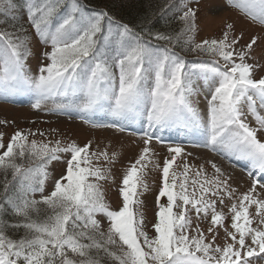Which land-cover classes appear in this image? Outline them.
<instances>
[{
    "label": "snow or ice",
    "instance_id": "obj_1",
    "mask_svg": "<svg viewBox=\"0 0 264 264\" xmlns=\"http://www.w3.org/2000/svg\"><path fill=\"white\" fill-rule=\"evenodd\" d=\"M199 2L169 0L161 14L169 8L179 12L181 27L154 32L144 26L148 18L137 31L82 0H0V99L31 93L36 110L46 101L55 105L50 115L119 131L124 130L120 121L146 120L149 128L121 181L118 210L103 188L119 158L109 152L111 145L93 149L91 141L81 146L74 140H37L48 134L31 129L15 131L5 145L0 133V264L264 262V142L257 138L264 131L259 111L264 110V76L255 77L264 65L250 62L261 38L244 42L243 31L236 34L227 23L221 37L198 42L199 8L192 5ZM228 3L264 25V0ZM35 43L43 50L33 74L29 59L36 56ZM201 82L210 94L204 116L193 99ZM104 111L113 124L91 119ZM179 126L202 129L203 147L248 161V189L239 193L214 161L189 164L192 154L181 146H169L161 165L151 130ZM62 160L65 173L45 194L49 166ZM149 168L161 177L153 235L140 199L149 191ZM98 217L106 220V230Z\"/></svg>",
    "mask_w": 264,
    "mask_h": 264
},
{
    "label": "rangeland",
    "instance_id": "obj_2",
    "mask_svg": "<svg viewBox=\"0 0 264 264\" xmlns=\"http://www.w3.org/2000/svg\"><path fill=\"white\" fill-rule=\"evenodd\" d=\"M198 24L199 32L197 38L203 40L205 38H219L225 30L227 23H232L235 28V33L239 34L241 31L244 33V42L249 41L252 37H260L258 40L259 46H254L255 62L258 65H264V25L258 22H253L242 14L239 9L232 7L228 0H200L198 5ZM2 23V21H0ZM35 40V37H33ZM43 46L35 43L33 51L36 56L29 59V64L33 74H36L37 65L41 63L38 60L40 51ZM50 47L47 51H50ZM43 63H48L43 61ZM264 76V67L258 66L255 71V77L260 78ZM200 95L194 97L195 106L204 116L207 110L208 100L206 96L210 94L208 86L201 82ZM15 95L9 97L7 100L0 99V122L6 121L7 123H0V133H3V143L7 145L10 136L17 130L31 129L33 132L42 131L47 133L45 137L36 136L37 140L55 141L63 139L64 141L74 140L79 145L83 146L89 141L92 142L93 149L97 146L104 147L111 145L109 152L115 151L119 153V158L114 165H112V173L108 181L103 182V188L107 201L112 206L113 210H118L122 206V199L120 197L119 188L121 181L126 172V169L138 157L140 150L144 147L142 137L145 133L149 132L146 120H137L135 122L120 121L119 124L124 128L119 131L117 127H95L89 123H85L79 117H69L66 115H50L49 109L54 108L55 105L51 101H46L42 110H36L32 105L36 102L37 97L34 94H23V98L18 100L14 98ZM261 115H264V110H259ZM104 117L105 122L108 124L114 123V118L108 111L97 113ZM95 114V115H97ZM94 116V115H93ZM94 120V119H92ZM97 124L99 121L94 120ZM246 122L255 128L256 122L251 115L246 116ZM101 125V124H100ZM55 130V132H53ZM153 136L151 147L157 154V158L161 161L169 155V146H181L184 148L185 153L192 155L187 157L189 164L201 165L206 161L216 162L226 174L231 176L232 187L237 189L239 193L245 192L251 185L248 171L250 163L243 159L232 158L228 159L208 148L203 147L206 140V134L202 129H186L182 126L171 128H154L151 130ZM257 138L264 142V131L257 132ZM31 139V138H30ZM182 140H190L182 141ZM2 151V150H0ZM182 163L181 160L177 161V165ZM209 176L212 174L210 165H206ZM50 177L45 185V194L52 190L53 181L59 179L66 170V163L62 161H54L49 166ZM177 172H182V167H174ZM149 191L144 193L140 199L144 201L142 210L145 213L146 224L149 226V235L154 233L151 231V225L156 222V197L161 186L160 173L153 171L149 168L148 175L145 177ZM39 199V195L36 197ZM162 203L166 202V198L161 200ZM225 211H227L225 209ZM107 228V222L103 217H98ZM230 222V217H229ZM206 227V225H202ZM217 243H223L218 240ZM264 264V262H262Z\"/></svg>",
    "mask_w": 264,
    "mask_h": 264
},
{
    "label": "trees",
    "instance_id": "obj_3",
    "mask_svg": "<svg viewBox=\"0 0 264 264\" xmlns=\"http://www.w3.org/2000/svg\"><path fill=\"white\" fill-rule=\"evenodd\" d=\"M171 2L175 5L181 0H171ZM82 3L91 10L107 11L117 20L136 27L137 31L140 30L139 25L145 18H148L150 22L144 26L154 32H170L181 27V21L178 19L179 12L169 8L163 15L161 14V9L169 3V0H82ZM197 41L199 42L198 38ZM192 58L189 57V59Z\"/></svg>",
    "mask_w": 264,
    "mask_h": 264
}]
</instances>
